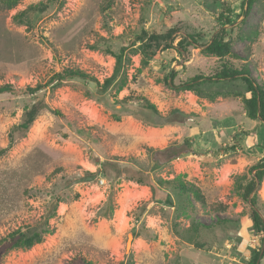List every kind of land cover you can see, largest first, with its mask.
<instances>
[{
	"label": "rangeland",
	"instance_id": "obj_1",
	"mask_svg": "<svg viewBox=\"0 0 264 264\" xmlns=\"http://www.w3.org/2000/svg\"><path fill=\"white\" fill-rule=\"evenodd\" d=\"M243 1L20 0L13 9L0 2V85L16 89L0 95V149L8 147L26 108L45 99L51 109L25 136L16 135L0 158V239L44 221L60 201L50 219L54 233L31 249L10 252L2 264H83L81 258L95 264H249L262 242L241 195L249 168L264 160V126L247 116L249 93L228 92L245 93L242 81L174 87L196 75L210 77L223 63L247 65L264 81V0L247 16ZM34 6L46 8L30 10ZM222 13L232 22L226 39L233 54L224 58L204 52ZM170 29L177 31L176 42L191 34L197 44L185 55L171 49L149 57L134 42L143 30ZM124 47L123 68L105 93L90 80L56 79L81 70L102 85L115 68L109 51ZM37 86L33 95L25 92ZM146 100L162 115L177 110L186 118L154 126ZM187 138L194 154L159 167L153 162L150 149ZM105 163L150 174L170 203ZM178 178L196 193L164 184ZM258 192L264 204V181Z\"/></svg>",
	"mask_w": 264,
	"mask_h": 264
},
{
	"label": "trees",
	"instance_id": "obj_2",
	"mask_svg": "<svg viewBox=\"0 0 264 264\" xmlns=\"http://www.w3.org/2000/svg\"><path fill=\"white\" fill-rule=\"evenodd\" d=\"M257 0H244L243 9L244 15L247 16L251 11L253 5ZM1 3L5 4L7 9L15 8L20 0H0ZM45 10V6H34L30 7L32 9ZM221 28L217 33L214 34L211 41L205 45L204 52L216 57L224 58L233 54L232 42L229 39H226L228 31L226 26L231 24V19L229 15L221 14ZM176 30L170 29L165 33H152L146 30H143L141 34L135 37V41H140L143 49V53L149 57H155L158 54L165 52L167 50L174 49L180 55L188 54L189 47L197 44V35H186L181 40L176 42ZM177 43V44H175ZM126 48H122L118 54H115L111 51L109 53L115 58V68L111 77L107 78L104 83L101 85L100 82L88 75L87 73L81 70H68L65 72V75H58L56 79L59 82L67 78H79L83 80H90L100 86V92L105 93L115 82L117 76L123 68V58L125 56ZM175 75L170 74V79H174ZM236 81H242L245 85V93L235 91L234 89H228V92L234 95H243L249 93V97H244V103L247 109V116L252 120H259L264 126V81L259 80L257 77L252 75L251 70L247 65L244 67H236L231 63H223L220 69L210 77L203 75H196L193 78L188 79L186 82L174 86L177 90L188 91L200 88L202 85H209L215 83L223 84H232ZM42 87L37 86L36 88L28 87L26 93L33 95L37 93ZM16 89L13 84L5 83L0 85V95L1 94H13ZM147 110H149L152 117V124L154 126H165L172 123H178L177 118H186V115L180 111L174 110L168 116L162 115V113L150 103L148 100L145 101ZM50 109L48 103L45 99L38 100L34 102L29 108H26L22 120L19 124L14 125L10 132V143L7 148L0 149V158L5 156L11 147L15 143V136H25L30 129L32 128L35 121L44 111ZM56 113V111H53ZM176 118V119H175ZM151 154L153 153V162L159 167L168 164L173 159L184 155V154H194L193 142L191 138L183 140L181 143H175L168 146L165 149L153 150L150 149ZM112 163H105V168H112L116 170L117 176L134 181L139 185L149 186L152 191L154 199L162 200L164 203H170V196L167 193L166 189L157 183L155 179L151 177L150 174H145L143 171L134 170L129 167H118V165H111ZM104 168V170H106ZM249 173L251 175L250 180L243 187L242 198L245 202L250 205V217L253 223V229L255 234L260 237L262 242V247L252 251L251 259L249 264H260V260L264 257V218L261 211L264 209V204L261 201L259 195V189L262 186L264 181V160H260L253 164L249 168ZM89 175H93L88 173ZM164 184H169L178 189L184 195L192 196L196 193L195 188L184 181L183 179H173L165 181ZM60 201L56 200L52 205V213L46 217L44 221L38 222L36 224L26 225L24 227H19L4 237L0 239V264L3 263L5 257L14 250H28L33 248L36 244L42 242L47 235L54 233V228L50 225V219L55 217L57 208ZM206 228H211L212 225H204ZM80 261L83 264H95L89 260L81 258ZM122 264V263H119Z\"/></svg>",
	"mask_w": 264,
	"mask_h": 264
},
{
	"label": "built area",
	"instance_id": "obj_3",
	"mask_svg": "<svg viewBox=\"0 0 264 264\" xmlns=\"http://www.w3.org/2000/svg\"><path fill=\"white\" fill-rule=\"evenodd\" d=\"M99 183H100L101 185H104L105 180H104V179H101V180L99 181Z\"/></svg>",
	"mask_w": 264,
	"mask_h": 264
}]
</instances>
